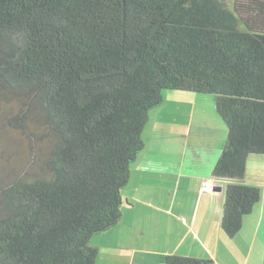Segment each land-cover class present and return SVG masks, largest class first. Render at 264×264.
I'll return each instance as SVG.
<instances>
[{
    "label": "trees",
    "instance_id": "trees-1",
    "mask_svg": "<svg viewBox=\"0 0 264 264\" xmlns=\"http://www.w3.org/2000/svg\"><path fill=\"white\" fill-rule=\"evenodd\" d=\"M165 91L214 96L231 240L262 199L244 180L264 155V0H0V123L46 149L0 188V264H96Z\"/></svg>",
    "mask_w": 264,
    "mask_h": 264
},
{
    "label": "crops",
    "instance_id": "crops-1",
    "mask_svg": "<svg viewBox=\"0 0 264 264\" xmlns=\"http://www.w3.org/2000/svg\"><path fill=\"white\" fill-rule=\"evenodd\" d=\"M208 115L199 114L196 122L187 118L183 125L160 116L165 121L154 124L148 142L143 138L147 121L143 151L130 165L120 221L114 231H106L111 233L107 246H94L96 264L102 252V264H164L168 255L210 258L215 264H262L264 155L248 158L244 180L261 188L262 199L243 220L238 235L228 240L221 219L224 188L230 181L212 179L227 133L217 115ZM193 125L198 132L192 133ZM205 137L211 144L204 143ZM197 146H206L208 155L198 153Z\"/></svg>",
    "mask_w": 264,
    "mask_h": 264
},
{
    "label": "rangeland",
    "instance_id": "rangeland-1",
    "mask_svg": "<svg viewBox=\"0 0 264 264\" xmlns=\"http://www.w3.org/2000/svg\"><path fill=\"white\" fill-rule=\"evenodd\" d=\"M182 96L188 97L189 99H184L182 98ZM162 98V104L154 107L148 113V120L150 119V123L148 127L145 128V131L143 133V138L147 142L152 140V131L154 129V124L165 121L162 120L160 116L167 115L169 118L171 117L172 120L178 121V124H180L179 122H181V125H183L188 123L186 120L187 118L191 119L194 117L192 119V122H196V118L199 114H202L206 118L209 117L208 114L217 115L216 104L213 95H195L184 91H165L162 94ZM16 113L17 111H14V113L7 116H11ZM5 117L6 116H4L3 119ZM217 117L224 129L223 122L220 119L219 114L217 115ZM0 119H2L1 116ZM33 120L38 121L37 118H33L30 123H33ZM7 130L9 131L7 132ZM191 130L192 133L195 131L198 132L194 125ZM204 143L211 144L210 140H208L207 137L204 138ZM225 144L223 146V149L225 147ZM196 148L197 152L201 155H208L209 150L206 148V146H197ZM45 155L46 149L44 144L40 142L38 138L32 137L29 130H26L24 133H16L13 132L9 126L0 123V188L5 184L6 178L10 171L23 172V170H29L32 173H36V165H38V163L42 164ZM33 160L34 165L31 166V162ZM132 164L133 162L131 163V165ZM115 229L116 228H114L113 231ZM110 239L111 233L103 232L101 234L94 235L91 238L90 243L93 247L95 246L97 248H103L104 245L107 246ZM102 262L103 252L99 258V264H102Z\"/></svg>",
    "mask_w": 264,
    "mask_h": 264
},
{
    "label": "built area",
    "instance_id": "built-area-1",
    "mask_svg": "<svg viewBox=\"0 0 264 264\" xmlns=\"http://www.w3.org/2000/svg\"><path fill=\"white\" fill-rule=\"evenodd\" d=\"M203 188H204V190H206L207 188H208V186H206V184L205 183H203Z\"/></svg>",
    "mask_w": 264,
    "mask_h": 264
},
{
    "label": "water",
    "instance_id": "water-1",
    "mask_svg": "<svg viewBox=\"0 0 264 264\" xmlns=\"http://www.w3.org/2000/svg\"><path fill=\"white\" fill-rule=\"evenodd\" d=\"M214 189H220V188L215 187Z\"/></svg>",
    "mask_w": 264,
    "mask_h": 264
},
{
    "label": "clouds",
    "instance_id": "clouds-1",
    "mask_svg": "<svg viewBox=\"0 0 264 264\" xmlns=\"http://www.w3.org/2000/svg\"><path fill=\"white\" fill-rule=\"evenodd\" d=\"M204 183V182H203ZM203 185V184H202Z\"/></svg>",
    "mask_w": 264,
    "mask_h": 264
}]
</instances>
